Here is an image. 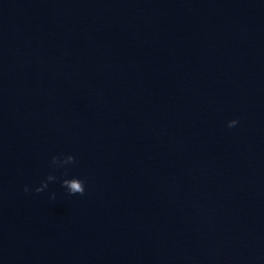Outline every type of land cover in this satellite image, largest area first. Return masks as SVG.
<instances>
[{
    "label": "water",
    "instance_id": "obj_1",
    "mask_svg": "<svg viewBox=\"0 0 264 264\" xmlns=\"http://www.w3.org/2000/svg\"><path fill=\"white\" fill-rule=\"evenodd\" d=\"M0 264H264V0H0Z\"/></svg>",
    "mask_w": 264,
    "mask_h": 264
},
{
    "label": "clouds",
    "instance_id": "obj_2",
    "mask_svg": "<svg viewBox=\"0 0 264 264\" xmlns=\"http://www.w3.org/2000/svg\"><path fill=\"white\" fill-rule=\"evenodd\" d=\"M238 121L236 119L229 120L227 122V126L232 128L236 126ZM76 162L75 157L72 154H67L63 156H53L51 160V166L60 167L63 165L74 164ZM57 177L54 174H48L46 179L42 180L40 185L35 188L36 192H41L48 186V181L56 180ZM62 186L66 187L69 194H81L83 195L85 192V184L84 181L78 177H67V173L65 172V177L61 180ZM24 191L29 192L30 188L28 185L24 186ZM53 198L55 197V193L52 194Z\"/></svg>",
    "mask_w": 264,
    "mask_h": 264
}]
</instances>
